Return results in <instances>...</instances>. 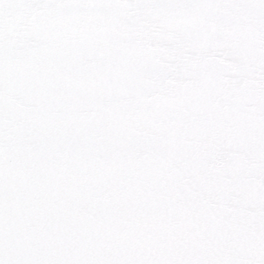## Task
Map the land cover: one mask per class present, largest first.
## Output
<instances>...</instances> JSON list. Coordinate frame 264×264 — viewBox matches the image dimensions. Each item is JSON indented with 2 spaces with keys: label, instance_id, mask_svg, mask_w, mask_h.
<instances>
[{
  "label": "snow or ice",
  "instance_id": "snow-or-ice-1",
  "mask_svg": "<svg viewBox=\"0 0 264 264\" xmlns=\"http://www.w3.org/2000/svg\"><path fill=\"white\" fill-rule=\"evenodd\" d=\"M0 264H264V0H0Z\"/></svg>",
  "mask_w": 264,
  "mask_h": 264
}]
</instances>
